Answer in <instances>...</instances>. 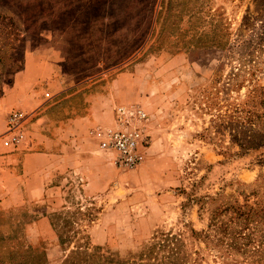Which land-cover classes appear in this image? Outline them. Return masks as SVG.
<instances>
[{
    "label": "rangeland",
    "instance_id": "1",
    "mask_svg": "<svg viewBox=\"0 0 264 264\" xmlns=\"http://www.w3.org/2000/svg\"><path fill=\"white\" fill-rule=\"evenodd\" d=\"M40 45L60 91L139 68L148 139L135 169L99 155L102 186L0 207V264H264V0H0V152Z\"/></svg>",
    "mask_w": 264,
    "mask_h": 264
},
{
    "label": "crops",
    "instance_id": "2",
    "mask_svg": "<svg viewBox=\"0 0 264 264\" xmlns=\"http://www.w3.org/2000/svg\"><path fill=\"white\" fill-rule=\"evenodd\" d=\"M46 56L59 53L43 45L33 53L25 52L22 68L1 97L3 105L26 114L20 124L24 140L0 152L1 208L21 207L25 203L52 204L73 176L90 189L106 183L107 169L91 132L97 126L112 124L114 105L140 97L136 92L139 68L118 72L105 85L84 84L60 91L55 72L37 59ZM88 85L91 87L83 91ZM141 86L146 89L144 81ZM44 91L51 96L44 98ZM34 223L39 230L51 232L46 216L39 215Z\"/></svg>",
    "mask_w": 264,
    "mask_h": 264
},
{
    "label": "built area",
    "instance_id": "3",
    "mask_svg": "<svg viewBox=\"0 0 264 264\" xmlns=\"http://www.w3.org/2000/svg\"><path fill=\"white\" fill-rule=\"evenodd\" d=\"M45 95H47L45 93ZM112 124L97 126L92 134L97 140L98 151L107 157L110 164L121 170L135 169L144 158L147 142L148 114L136 102L116 104L112 108ZM25 112L14 109L6 117L7 138L4 145H16L25 138L21 121Z\"/></svg>",
    "mask_w": 264,
    "mask_h": 264
}]
</instances>
